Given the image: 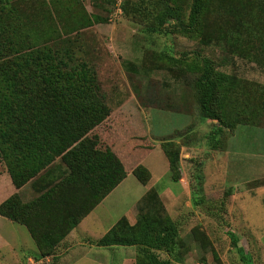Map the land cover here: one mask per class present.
<instances>
[{
	"label": "trees",
	"instance_id": "trees-1",
	"mask_svg": "<svg viewBox=\"0 0 264 264\" xmlns=\"http://www.w3.org/2000/svg\"><path fill=\"white\" fill-rule=\"evenodd\" d=\"M59 2L52 0V25L38 32V23L43 21L34 19L32 10L23 8L20 0H0V158L15 187L31 181L37 192L26 202L17 192L10 195L0 203V215L28 229L39 251L37 258L54 255L66 235L127 173L111 149L99 147L100 138L98 141L94 130L111 110L104 102L97 71L78 55L74 48L77 39L63 32L66 24L54 12ZM156 2L160 7L158 25L174 19L177 24L172 32L189 37L201 34L208 0ZM44 3L50 5L51 0ZM232 12L235 17V9ZM82 15L78 30L103 19L97 14ZM240 50L250 61L264 66V41L257 46L242 43ZM170 60L183 61L174 57ZM193 67L199 71L194 79L199 115L203 120L217 121L208 135L213 148L223 143L220 138L226 130L233 132L241 124L261 126L264 83L228 75L208 56L193 61ZM80 142L83 145L79 151L76 146ZM183 143L165 140L161 145L173 182L181 179ZM133 174L143 184L151 178L142 164L133 169ZM195 187L194 205L222 212L224 201L208 199L201 183ZM138 210L134 225L122 217L95 244L137 246L135 264H184L189 244L154 190L139 201ZM190 234L203 248L209 245L199 227ZM227 234L243 263L254 264L252 256L239 246L238 235L231 231Z\"/></svg>",
	"mask_w": 264,
	"mask_h": 264
},
{
	"label": "rangeland",
	"instance_id": "rangeland-1",
	"mask_svg": "<svg viewBox=\"0 0 264 264\" xmlns=\"http://www.w3.org/2000/svg\"><path fill=\"white\" fill-rule=\"evenodd\" d=\"M20 1L23 8L32 10L34 19L43 21L38 23V32L52 25V0L50 5L44 0ZM60 1L57 8L55 5L54 12L60 16L58 20L66 24L63 32L71 33V38L77 39L74 48L78 55L97 71L104 102L111 110L109 116L94 130L98 141L100 138L99 147H113L124 154L130 142L131 147L135 143L138 165L150 152L149 161L159 165L161 157L157 153L160 152L162 138L183 136L181 141L186 143L199 138L203 144L216 126L199 115L194 87V79L199 71L193 67V61L199 62L202 57L208 56L213 59L217 69L228 75L264 83V66L250 61L240 50L242 43L257 46L259 41H264V0H208V10L201 22V34L193 37L175 30L172 32L173 26L177 24L174 19L158 25L160 7L156 0H123V14L115 21L110 19V15L118 0ZM234 9L235 17L232 12ZM83 13L97 14L103 19L78 30ZM170 57L183 61L177 63ZM259 125H238L228 135L227 147L264 152V118ZM193 128L197 132H191ZM208 142L211 143V139ZM82 145L83 142L78 143L76 149L80 151ZM202 159L198 158L192 166L185 159L180 164V178L184 177L182 183L187 192L192 186L202 184L205 178ZM168 180L169 175L161 177L160 185ZM31 183L18 192L24 202L37 196ZM0 187L3 189L1 201L12 193L13 188L1 158ZM138 187L142 185L130 175L110 199L123 200L127 207L138 195ZM261 215L264 217V213ZM217 222L219 229L210 231L219 237L220 255L217 253L215 257H208L202 251L190 250L184 264H244L238 251L230 249L228 243L224 242V237L230 240L228 231L241 239L245 237V250L252 256L254 264H264V231L243 232L234 220L225 215ZM188 231L190 229L186 226L181 228L184 237ZM1 235L10 236V242L14 245L12 249L7 246L0 249L1 254L8 258L35 249L23 226L0 215ZM1 241L0 238V244ZM30 264H59V257L49 262Z\"/></svg>",
	"mask_w": 264,
	"mask_h": 264
},
{
	"label": "crops",
	"instance_id": "crops-1",
	"mask_svg": "<svg viewBox=\"0 0 264 264\" xmlns=\"http://www.w3.org/2000/svg\"><path fill=\"white\" fill-rule=\"evenodd\" d=\"M206 122L217 124V121L210 119H207ZM195 130H191V132H197ZM232 133H228L226 130L220 138L223 143H218L217 148H213L212 144H209L208 138L203 144L199 138L198 140L183 143L181 141L183 136L180 138L176 136H173V138H162L163 140L160 141L173 140L183 143L181 163L185 159L191 165L198 158H203L202 164L204 165L205 178L202 182V188L204 194L208 199H214L212 201H224L222 212L206 205L196 206L193 204L192 191L196 187L192 186L187 192L181 180L178 182L172 181L169 172V161L162 147L159 149L161 153H157L161 157L159 165H153L149 161L148 158L152 152L146 154L139 162L151 173L150 180L143 184L133 174V169L138 165L135 143L131 147L130 142V146L126 148V153L124 151V154L110 146L125 168H128L125 178L66 235L59 243L57 247L59 251H56L53 259L59 257V264H135L137 246L99 247L95 244V241L105 235L122 217H125L130 225H134L139 213L138 203L150 190L155 191L157 199L180 228L186 226L190 229L188 235L185 237L182 235V237L189 241L188 244L191 251H202L208 257L209 255L215 257L217 253L220 255L219 237L213 233L214 230L217 231L219 229L217 222L220 219L217 217L219 215L229 216L231 220H234L235 224L241 227L243 232L257 233L264 231V217L261 215L264 213V152L247 150L250 148L235 150L228 148L229 141H227V137ZM130 175H133L142 187L137 188L138 195H136L130 205L125 207V201H116L110 198L126 182ZM165 175H169V180L160 185V178ZM28 183L21 188L15 187L12 183V193L21 192L28 186ZM2 190V187H0V194ZM10 195L6 196L0 203ZM210 225L214 227L209 228L208 226ZM23 227L28 231L25 226ZM195 227H199V231H203L207 235L209 245L206 248H203L200 242L196 241L190 234ZM210 230L213 232L211 233ZM28 233L35 245V249H32L29 253L10 258L0 252V264H30V259L38 256L37 245L29 231ZM0 238L2 240L0 249L4 246L11 249L14 248V245L10 242V236L3 237L1 235ZM244 239L245 237L239 240V246L243 248L246 246L243 243ZM224 242L228 243L230 249H236L227 237H224ZM190 250L188 253H190Z\"/></svg>",
	"mask_w": 264,
	"mask_h": 264
},
{
	"label": "built area",
	"instance_id": "built-area-1",
	"mask_svg": "<svg viewBox=\"0 0 264 264\" xmlns=\"http://www.w3.org/2000/svg\"><path fill=\"white\" fill-rule=\"evenodd\" d=\"M122 1L123 0H118L114 11L111 13L110 19L112 21H115L118 17H120L123 14ZM180 180L184 181V177H182ZM51 259H53V255H47V256L41 257V258H36V259L32 258V259H30V262H32V263H35V262L36 263H41V262H44V261L45 262H47V261L49 262ZM198 264H204V263H198Z\"/></svg>",
	"mask_w": 264,
	"mask_h": 264
}]
</instances>
